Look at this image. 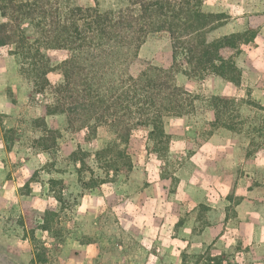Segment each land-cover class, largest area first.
I'll list each match as a JSON object with an SVG mask.
<instances>
[{"label":"rangeland","instance_id":"obj_1","mask_svg":"<svg viewBox=\"0 0 264 264\" xmlns=\"http://www.w3.org/2000/svg\"><path fill=\"white\" fill-rule=\"evenodd\" d=\"M202 10L210 36L233 37L230 76L180 71L179 84L197 97L193 112L167 117L161 149L143 127L118 140L112 166L83 167L72 156L106 148L110 127L86 140L66 114L46 115L50 94L36 93L20 58L0 46V264H34L43 247L47 261L37 264H264V246L242 232L246 217L264 226V0H203ZM140 54L170 67L169 34L150 35ZM44 135L53 151L37 142ZM51 179L65 182L62 202ZM45 210L58 212L55 236L37 225Z\"/></svg>","mask_w":264,"mask_h":264},{"label":"trees","instance_id":"obj_2","mask_svg":"<svg viewBox=\"0 0 264 264\" xmlns=\"http://www.w3.org/2000/svg\"><path fill=\"white\" fill-rule=\"evenodd\" d=\"M202 2L128 0L125 6L104 10L77 0H0L4 18L0 46L20 58L36 93L50 94L44 106L46 115L66 114L86 140L110 127L115 138L106 148L93 153L80 149L72 156L83 167L92 160H106L112 166L121 155L113 154L118 140L129 141L134 130L143 127L149 132V141L161 149L171 136L167 117L193 112L197 97L179 84L180 71L192 79L230 76L233 37L210 36V14L202 10ZM154 33H167L171 38L170 67L140 54ZM58 53L62 57L54 61ZM36 121L44 122L45 116ZM50 141L45 135L37 139L49 152L55 144ZM50 183L62 202L65 182L51 179ZM40 214L38 227L49 235L57 234L53 225L58 212ZM46 250L36 249L34 264L47 261Z\"/></svg>","mask_w":264,"mask_h":264},{"label":"crops","instance_id":"obj_3","mask_svg":"<svg viewBox=\"0 0 264 264\" xmlns=\"http://www.w3.org/2000/svg\"><path fill=\"white\" fill-rule=\"evenodd\" d=\"M262 19H264V17ZM248 202H250V203L253 202V199H249ZM243 205L244 204H242V206ZM252 211H253V207H252V209H250V211L249 210L245 211L242 209V213H249ZM249 221H252V220H249L246 217L244 222L242 223V232H244L245 234H250L252 232L251 236L256 235L258 243L261 244L262 246H264V226H262L258 223L256 225L253 224V226L252 225L250 226ZM251 229H252V231H251ZM210 240H211L210 238H205V241L208 243L210 242ZM223 262H226V261H223Z\"/></svg>","mask_w":264,"mask_h":264}]
</instances>
